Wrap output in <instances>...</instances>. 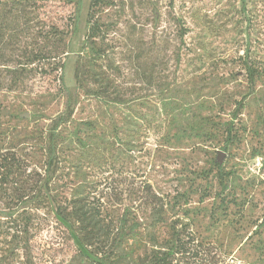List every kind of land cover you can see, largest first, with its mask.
I'll return each instance as SVG.
<instances>
[{
  "label": "rangeland",
  "instance_id": "374dc122",
  "mask_svg": "<svg viewBox=\"0 0 264 264\" xmlns=\"http://www.w3.org/2000/svg\"><path fill=\"white\" fill-rule=\"evenodd\" d=\"M89 2L37 0L30 8L36 38L14 49L32 51L40 69L0 93V154L13 152L24 170L0 179V223L23 210L40 222V139L70 95L73 114L57 147L64 160L48 197L82 198L93 223L106 214L115 227L129 210L127 222L141 226L112 263L146 264L173 246L183 254L167 264H264V0H104L94 10L105 35L95 47L114 64L109 92L121 102L85 97L73 79L78 55H90ZM15 54L7 59L22 62ZM59 61L64 68L54 72ZM148 186L159 200L144 212ZM47 219L39 232L29 227L34 254L69 260L76 243L64 242L53 213Z\"/></svg>",
  "mask_w": 264,
  "mask_h": 264
},
{
  "label": "trees",
  "instance_id": "16d2710c",
  "mask_svg": "<svg viewBox=\"0 0 264 264\" xmlns=\"http://www.w3.org/2000/svg\"><path fill=\"white\" fill-rule=\"evenodd\" d=\"M37 0H0V93L3 91H15L23 85L24 80L32 73L39 72V63L37 55H32L26 50L19 51L15 54L16 47H19L22 39H35L32 34L34 26H30L32 14L30 8L37 7ZM81 0H77L80 4ZM104 0H90L89 11L86 17V35L85 40L91 45L90 55H78L73 68V79L78 89L83 92L85 97H93L103 102H121L113 91L114 81V64L110 62L107 52L103 48L95 47V39L101 35L105 36L102 31V26L96 17L95 8L103 7ZM75 21L73 29H75ZM182 30V29H181ZM38 37L40 36L37 34ZM15 54V57L21 58L23 61L7 59V56ZM38 54V53H37ZM49 62V61H48ZM51 62V61H50ZM14 65L8 68L7 64ZM11 66V65H9ZM64 63H54L52 70L58 72L63 70ZM247 72L251 78L254 76V71L247 67ZM67 103L65 104L64 112L55 117L49 128L46 136L40 141L46 140V146H42L41 159L39 165L45 172L44 176L37 173L36 183H40L39 193L35 195L36 203L34 209L39 211L40 222L33 224L35 216L28 215L29 212L23 210L16 217H8L3 223H0V229L3 227V233L0 230V236L4 239V248H0V264H72L78 262L80 264H114L112 261L118 259L117 250L120 245L135 232L141 225L137 222L129 224L126 220L128 209L119 219V227L112 226L113 219H109L106 214H98V220L93 223V219L87 216L84 211V200L82 198L72 199L68 201L54 203L48 197L51 191L48 185L51 181V174L55 171L64 160V155L61 149H58L59 140L62 136L60 127L67 124L73 114L72 97L68 95ZM242 102L238 103L237 110L241 109ZM236 115H234L235 117ZM264 129V125H263ZM228 136L226 138V145L223 150L227 148V144L231 142L232 125L227 127ZM79 140V139H78ZM82 143L81 141H78ZM5 151L0 154V179L20 176L21 168H19V161L14 159V153ZM87 158H90L88 156ZM219 162L216 160L215 166L219 167ZM48 173L46 174V172ZM49 174V175H48ZM19 180V177H18ZM44 190V194L41 190ZM46 192V193H45ZM143 206L144 212L147 210L154 211L159 198L153 193L151 187H147V191L139 198ZM22 203H26L23 201ZM70 208V209H69ZM29 210V209H28ZM31 210V209H30ZM54 214V218L59 225L63 226L67 238L64 242L74 240L76 249L74 254L69 258H58V255H45L43 251H39L37 255L34 254L31 241L33 239V231H41L44 227H48L50 220L47 218L50 214ZM38 216V217H39ZM112 226V227H111ZM69 231V234H68ZM2 237V238H3ZM182 253L176 247H170L166 253H156V257L146 264H167V256H173V253ZM57 260V261H56Z\"/></svg>",
  "mask_w": 264,
  "mask_h": 264
},
{
  "label": "water",
  "instance_id": "95a60500",
  "mask_svg": "<svg viewBox=\"0 0 264 264\" xmlns=\"http://www.w3.org/2000/svg\"><path fill=\"white\" fill-rule=\"evenodd\" d=\"M23 118H28V114H23V115H21ZM217 161L219 162V163H221V158L220 157H218L217 158Z\"/></svg>",
  "mask_w": 264,
  "mask_h": 264
}]
</instances>
